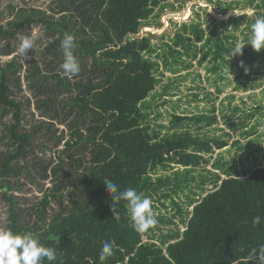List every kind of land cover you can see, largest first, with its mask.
Segmentation results:
<instances>
[{
    "label": "trees",
    "instance_id": "obj_1",
    "mask_svg": "<svg viewBox=\"0 0 264 264\" xmlns=\"http://www.w3.org/2000/svg\"><path fill=\"white\" fill-rule=\"evenodd\" d=\"M164 1L58 0L64 10L71 9L81 15L94 36L87 35L86 26L72 29L65 19L54 20L43 14L38 18L21 19L12 28L0 26V39L6 40L5 53L11 51L10 42L20 29L40 23L53 38L48 49L55 56L63 55L60 43L68 33L75 38L76 58L90 60L92 77L74 83L81 89L74 94L70 93L69 81L60 78L59 73L42 75L38 69H33L29 75L30 79L35 75L48 76L60 82L70 94L62 101L65 117L75 112L83 123L71 131L72 141H64L65 148L72 145L78 153L59 155L45 165L44 161L39 162L42 177H51L52 186L43 191L42 198L32 208L31 214L37 221L26 219L16 196L9 193L10 179L21 174L20 161L31 150L33 134L22 128V110L9 86L11 75H17L19 70L12 60L0 64V112L2 115L12 113L11 122L6 125L11 146L0 151V192L7 203L5 228L18 234H34L42 245L56 251L54 264H256L254 252L264 245V166L255 164L239 175L234 166L225 167L215 162L212 164L220 173H204V166L210 162L214 151L229 144L222 136L231 134L223 132L212 136L199 132L217 123L215 106L189 115L171 112L169 130L163 134L150 124L145 100L155 89L158 74L162 75L159 55L151 35H132L138 33L142 24H151L148 20L154 8ZM239 2L252 5L254 9L250 17L245 13L229 17L234 29L241 19L247 18L240 39L245 45L242 55H230L238 40L233 29H227L225 34L214 28L205 33L199 24L183 23L181 30L175 31L168 42H163L174 63L180 62L182 67L188 68L194 59L198 63L207 60L206 71L220 78L224 77V68L230 69L236 62L238 76L248 77L254 66L264 60V48L257 52L246 45L252 23L264 16V0ZM227 6V9L233 8L230 3ZM184 55L187 58L183 59ZM161 59L162 65L167 66L165 58ZM169 70L175 72L172 68ZM16 79L19 80V75ZM238 86L246 87L241 83ZM220 92L222 88L215 87V97ZM210 94L206 91L205 98L210 100ZM67 105L69 109H65ZM263 109L261 105L248 112L233 109V112H244L239 123L240 135H252L255 125L247 128L246 121ZM75 121L77 119L73 123ZM226 125L231 130L237 126L230 117ZM48 126L54 128L51 122ZM55 132L56 129H49L48 141L57 148L64 136L63 131L59 136ZM81 154L87 156L86 162ZM174 166H180L181 170L154 177L158 170H173ZM200 168L203 170L197 184L199 192L190 190L195 180L192 173ZM106 179L116 183L119 190L134 188L151 199L157 195L154 197L157 202L169 200L175 213L169 218L160 215L157 219L172 224L173 228L160 235L158 241L152 238L143 241V233L132 227L125 201L115 205L119 220L113 217V202L104 185ZM207 184H210L209 189H206ZM186 189L187 200L181 205L174 196ZM63 194L67 204H63ZM52 201L60 203V208L48 215ZM161 205L165 207L163 201ZM176 216L183 225L182 230L173 221ZM255 217L260 218L258 224L253 223ZM104 242H112L113 255L102 262L99 255ZM44 264L49 262L45 260Z\"/></svg>",
    "mask_w": 264,
    "mask_h": 264
},
{
    "label": "rangeland",
    "instance_id": "obj_2",
    "mask_svg": "<svg viewBox=\"0 0 264 264\" xmlns=\"http://www.w3.org/2000/svg\"><path fill=\"white\" fill-rule=\"evenodd\" d=\"M239 1L241 0H212L209 3L207 0H166L154 8V13L148 20L151 21V24H142L138 33L132 35L138 37L151 35V41L156 46V53L159 55V71L162 72V75L158 74V83L145 100L146 110L150 113L148 119L152 128L163 134L169 130L171 112L185 115L196 114L205 112V110L210 109L214 105L217 123L199 132L212 136L220 135L223 132L231 133L230 137L222 136V138L228 139L229 144L222 149L214 151L210 162L204 166L205 174L208 173L207 171L220 173L212 164L215 162L221 163L225 167L234 166L236 174L239 175L251 170L255 164L264 166V109L259 113H255L246 121L247 128L255 125L251 136L240 135L239 123L242 120L241 117L244 118V112H233L235 108H241L248 112L259 105L264 106V60L254 66L253 72L248 77H239V67L236 62H233L230 69L224 68L222 73L224 77L217 78L219 77L218 75L210 74L206 71L207 60L198 63L197 59H194L191 62L192 65L188 68L182 67L180 62L174 63L173 56L169 54L163 42H168L175 31L181 30L180 27L183 23H192L193 25L199 24L205 33H208L213 28L218 33L223 34L227 33V29H233L238 38L237 44H243L240 39L247 18L241 19L238 28L234 29V23L229 21V17L236 18L242 13L250 17L253 15L254 9L252 5H244ZM65 3L67 4L68 2ZM228 3L233 8L227 9ZM62 5L63 3H58V0H0V26L12 28L11 26L21 19L38 18L42 14L54 20L65 19L72 29L86 26L81 15L71 9L64 10ZM156 13L157 16L155 17ZM222 21H225V25H222ZM85 30L87 35L94 36L93 31L89 27L86 26ZM26 35H30L34 40V50L29 49L27 53L31 57L28 61H24L18 52L21 38ZM52 39L40 23H33L20 29L15 39L10 42L11 51L8 53L4 52L6 40L0 39V64L4 65L12 60L19 70L17 73L19 80L16 79V74L11 75L9 86L12 89L13 97L19 102L22 110V128L33 134L31 150L20 161L21 174L16 178L10 179L12 188L9 190V193L16 196L18 205L23 209L24 217L30 221L38 220L36 216L31 214L32 208L36 207L35 205L42 198L43 191L52 186L51 177L46 179L42 177V166L39 165V162L44 161L45 165L48 161L56 160L59 155L66 157L67 154L74 155V153H78L72 145L65 148L64 141H72L70 137L71 131L75 126L83 123L80 122L81 119L75 116V112L71 116L65 117L62 101L68 99L70 94L63 89V85L60 82H56V80L48 76L39 78L35 75L34 79H30L29 75L33 69H38L42 75L59 73L60 78L63 77L66 81H69L71 94L81 90L74 83L78 81L84 82L88 77H92L89 68L90 60L82 59L79 61V58L76 59L80 64V72L71 78L65 76L61 68L64 61L63 55L55 56L48 49V44ZM200 43L198 42V45ZM161 57L165 58L167 66L162 65L163 60ZM185 57L184 55L182 58L185 59ZM169 68L174 69L175 72H172ZM238 83L246 87L242 88V86H238ZM217 86L222 88V92L215 97L214 91ZM206 91L211 93L210 100L205 98ZM195 94L197 95L196 97L194 96ZM65 109H69V106L67 105ZM157 113L160 114L158 115ZM11 116L12 113L10 111L5 115L0 112V151L5 150L7 146H11L6 129V125L11 122ZM229 117L237 124L234 130L229 129L226 125ZM74 119H77V121L73 123ZM49 122L53 123L54 128L48 126ZM49 129H56L54 133L56 136H59L61 131H63L64 139L57 148L52 145L51 141H48ZM234 141L239 142L235 144L233 143ZM81 155L86 162L87 156ZM178 170H181L180 166H174L173 170L168 171L158 170L154 177L170 175L172 171ZM202 170L203 168H200L192 173L195 180L191 183L190 190H198L197 184L200 181L199 177ZM74 171L75 169L72 168L71 173ZM221 177H224V175L222 174ZM209 187L210 184H207L206 189H209ZM186 194L187 189L184 192L178 191L177 196H174L175 201L184 205L187 200ZM65 197L63 194V204H67ZM154 197L156 198L157 195ZM154 197L150 199L156 219L160 215L169 218L175 213L176 209L169 204V200L161 199L157 202ZM194 197L198 199V196L194 195ZM162 201L165 207L161 205ZM59 208L60 203L52 201L47 214L49 215ZM190 209L191 206L188 207V210ZM183 215L185 216V214ZM173 221L178 229L182 230L183 225L180 223L178 216L173 217ZM6 223L7 203L1 198L0 192V231L6 230ZM156 225L158 227L154 226L152 231L143 233V241L147 238H152V241H158L160 235L173 228L172 224L161 223L158 219Z\"/></svg>",
    "mask_w": 264,
    "mask_h": 264
},
{
    "label": "clouds",
    "instance_id": "obj_3",
    "mask_svg": "<svg viewBox=\"0 0 264 264\" xmlns=\"http://www.w3.org/2000/svg\"><path fill=\"white\" fill-rule=\"evenodd\" d=\"M74 41L73 35L65 33L60 43L64 57L61 68L64 75L69 78L77 75L81 70L80 64L73 54ZM246 45H250L257 52L264 48V16L257 18L252 23ZM244 46L236 44L230 51L231 57L242 55ZM29 49L34 50V40L30 35H26L21 38L18 49L19 55L24 61L31 59L27 54ZM104 185L113 202L112 210L115 219L119 220L120 218L119 213L115 210L116 203L125 201L132 227L136 232L144 233L157 224L152 210V201L144 193H138L134 188L119 190L116 183L107 179L104 180ZM259 221V217L253 219L254 224H258ZM112 255V242H104L99 255L100 261L103 262ZM254 259L256 264H264V245L260 246L258 252H254ZM45 260L49 264H54L57 260V253L54 249L42 245L34 234H18L11 230L0 231V264H44Z\"/></svg>",
    "mask_w": 264,
    "mask_h": 264
}]
</instances>
